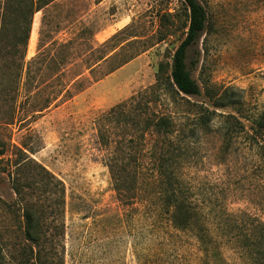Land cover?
<instances>
[{
  "label": "rangeland",
  "instance_id": "rangeland-1",
  "mask_svg": "<svg viewBox=\"0 0 264 264\" xmlns=\"http://www.w3.org/2000/svg\"><path fill=\"white\" fill-rule=\"evenodd\" d=\"M198 1L207 11L208 25L187 64L203 96L175 95L173 102L160 100L154 110L173 119L175 150H181L175 168L187 177L197 205L211 203L238 221L249 216L264 223V166L256 150L246 145L243 135L224 146L221 118L202 127L196 115L198 107L209 104L208 91L228 88L244 104L237 116L249 119L264 112V0ZM188 15L183 0H57L34 16L27 62L38 55L40 46L73 45L68 53L55 56L69 65L45 72L59 76L52 85L60 88L82 71L74 64L94 61L101 54L108 62L85 72L83 90L70 88L72 99H65L64 93L43 113H34L33 107L43 102L49 83L33 89L30 102H26L30 94L21 90L13 125L0 127V140L7 147L0 159L1 238L19 243L23 234L20 209L12 214L6 207L18 199L12 189L14 176L9 174L17 161L25 159L22 150L65 185L66 264L210 263L206 249L201 251L192 235L153 228V209L142 203L126 207L119 201L107 167L110 151L101 146L97 127L110 110L155 85L160 65L165 77L170 75L173 55L186 38ZM104 45L108 48L100 49ZM127 57L132 60L109 75L108 70ZM1 114L11 119L9 108ZM112 133L119 140L126 129L114 125ZM39 188L26 191L31 194L27 202L44 204ZM152 198V192L142 195L154 206ZM217 217L199 214L217 236L219 257L226 264H245L224 223L227 217Z\"/></svg>",
  "mask_w": 264,
  "mask_h": 264
},
{
  "label": "trees",
  "instance_id": "trees-1",
  "mask_svg": "<svg viewBox=\"0 0 264 264\" xmlns=\"http://www.w3.org/2000/svg\"><path fill=\"white\" fill-rule=\"evenodd\" d=\"M56 1H0V127L13 125L21 90L30 94V98L26 99V102H30L33 89L40 90L49 83L46 88L49 92L44 93L45 99L33 107L34 113H43L64 93L65 99H72L74 95L70 88L76 85L79 89L75 91L83 90L81 79L85 72L92 73L95 67L108 62L107 56L101 54L94 61L74 64L82 71L68 83L64 82L60 88L52 85L59 76L48 77L45 72L69 65L64 60L57 61L55 56L68 53L73 48L71 42H54L50 47L40 46L38 55L27 62L34 16ZM183 2L189 14L188 29L185 40L173 55L170 75L166 78L165 67L160 65L155 85L113 108L97 121L99 142L110 151L107 167L112 186L124 206L142 203L144 207L153 209V228H168L177 233L192 235L201 251L205 252L206 249L209 264H218L221 258L217 236L211 234L205 226L207 220L203 224L199 218L202 211L204 214L209 212L214 218L216 215H219L217 218L227 217L224 223L232 231L231 241L245 264H264V223L249 216L245 217L247 219L242 216L244 219L238 221L241 219H236L234 215L227 216L221 207L217 208L211 203L202 204V208L197 205L193 196L194 189L188 184L187 177L175 168L181 162V154H178L181 150L176 149L177 154H174L177 139L174 138L176 131L173 119L171 115H160L154 110L160 100L173 102L175 95L186 98L203 96L187 63L191 49L197 45L207 29L208 14L198 0ZM103 48H108V45L100 47ZM116 48L114 46L111 52ZM88 49L92 51L93 46ZM131 60L132 57L121 60L108 70L109 75ZM37 81L39 83L35 85ZM207 98V107H198L200 113L196 114L201 118L200 125L208 126L215 118H221L224 146L232 144L243 135L246 145L251 150H256L258 162L264 166V112L249 119L237 116L242 115L244 104L237 92L231 88L222 92L210 90ZM5 108L11 110L9 120L4 119L1 114ZM228 110L231 112H227ZM202 116H205L204 121ZM114 125L126 129V133L119 140L113 138ZM6 153V144L0 140V159ZM19 153L25 159L17 161L14 173L9 174L12 178L14 176L12 189L18 199L14 206L6 207L12 214L20 209L23 234L21 242L13 244L0 237V264H66L65 185L45 167L27 157L22 150ZM36 185H39V191L44 197V204L41 206L27 202V197L31 194H26V191H34ZM147 192H152V199L157 202L154 206L142 199L143 193ZM221 264L226 262L221 260Z\"/></svg>",
  "mask_w": 264,
  "mask_h": 264
}]
</instances>
